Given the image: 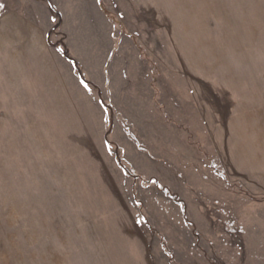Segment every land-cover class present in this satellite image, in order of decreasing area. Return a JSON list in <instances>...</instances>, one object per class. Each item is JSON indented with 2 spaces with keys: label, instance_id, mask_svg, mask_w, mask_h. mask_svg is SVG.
Returning <instances> with one entry per match:
<instances>
[{
  "label": "rangeland",
  "instance_id": "rangeland-1",
  "mask_svg": "<svg viewBox=\"0 0 264 264\" xmlns=\"http://www.w3.org/2000/svg\"><path fill=\"white\" fill-rule=\"evenodd\" d=\"M242 87L264 0H0V264H264L263 169L209 129Z\"/></svg>",
  "mask_w": 264,
  "mask_h": 264
},
{
  "label": "crops",
  "instance_id": "crops-1",
  "mask_svg": "<svg viewBox=\"0 0 264 264\" xmlns=\"http://www.w3.org/2000/svg\"><path fill=\"white\" fill-rule=\"evenodd\" d=\"M240 74L242 73L238 75ZM252 90L242 87L239 90L219 89L212 92L210 108L214 110L210 111L209 129L213 133L216 146H219L220 151H225L224 161L231 162L232 165L234 162L236 167L242 165L243 161L256 162L257 166L263 169L264 175V90L262 94L256 90L254 93L256 95H253ZM131 225L132 223L127 221V228ZM131 237L133 238L131 241L135 242L136 237L133 234ZM108 240L116 242L118 239ZM113 244L114 249L98 250L107 257L111 256L109 264H151L146 248L144 250L137 247L128 248L127 245L123 247L117 242Z\"/></svg>",
  "mask_w": 264,
  "mask_h": 264
}]
</instances>
